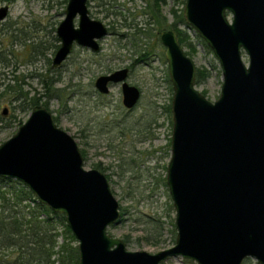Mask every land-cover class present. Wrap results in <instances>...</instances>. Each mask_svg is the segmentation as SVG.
Returning a JSON list of instances; mask_svg holds the SVG:
<instances>
[{
    "label": "water",
    "instance_id": "water-1",
    "mask_svg": "<svg viewBox=\"0 0 264 264\" xmlns=\"http://www.w3.org/2000/svg\"><path fill=\"white\" fill-rule=\"evenodd\" d=\"M87 1H67L52 68L63 64L74 44L99 52L98 41L108 35L102 22L89 17ZM7 12V6L0 9V22ZM182 16L219 63L222 84L219 97L208 100L196 89V65L176 33L161 32L172 88L166 174L175 210L172 247L154 254L129 251L108 233L120 210L105 175L84 168L75 140L43 105L34 106L0 144V178L21 183L64 216L79 264H161L178 256L196 264H243L249 258L264 264V0H184ZM128 72L101 75L94 87L107 95L111 85H120L122 105L132 110L141 92L127 82Z\"/></svg>",
    "mask_w": 264,
    "mask_h": 264
},
{
    "label": "rangeland",
    "instance_id": "rangeland-1",
    "mask_svg": "<svg viewBox=\"0 0 264 264\" xmlns=\"http://www.w3.org/2000/svg\"><path fill=\"white\" fill-rule=\"evenodd\" d=\"M64 1L0 0V9L8 7L0 22V144L27 120L28 100L35 98L75 140L84 168L105 175L120 210L118 223L108 233L127 238L129 251L154 254L168 249L176 238L175 210L166 185L172 88L159 24L145 13L147 0H90V17L102 22L110 34L98 41L99 52L75 47L60 67L52 68ZM164 1L160 11L167 25H161L168 27L173 21L171 9L182 13L184 4ZM180 28L195 44L190 58L196 69L209 72L196 89L215 101L222 84L219 63L194 30L185 24ZM243 60L248 62L245 55ZM123 68L129 69L127 82L141 91L132 110L122 105L120 85H111L104 96L94 87L97 77ZM161 264L196 263L178 256ZM244 264L257 263L249 258Z\"/></svg>",
    "mask_w": 264,
    "mask_h": 264
},
{
    "label": "trees",
    "instance_id": "trees-1",
    "mask_svg": "<svg viewBox=\"0 0 264 264\" xmlns=\"http://www.w3.org/2000/svg\"><path fill=\"white\" fill-rule=\"evenodd\" d=\"M173 1L184 4V0ZM64 2L67 3V0ZM147 2L145 13L149 14L150 19L159 24V29L164 27L161 24L167 25L160 11L161 2L165 1ZM170 13L173 21L168 24L167 29L175 31L180 45L190 57L196 48L185 29L179 28L185 24L182 13H177L174 9ZM139 33L140 29H136V34ZM54 40L57 41L56 38ZM202 44L210 52L203 42ZM138 62H142V59ZM208 74L206 69L197 68L195 85L203 82ZM38 104L35 98H31L26 108L32 110ZM167 113H170V106L167 107ZM124 241L127 242V238ZM0 264H79L76 240L66 225L64 216L39 203L21 183L4 178H0Z\"/></svg>",
    "mask_w": 264,
    "mask_h": 264
},
{
    "label": "flooded vegetation",
    "instance_id": "flooded-vegetation-1",
    "mask_svg": "<svg viewBox=\"0 0 264 264\" xmlns=\"http://www.w3.org/2000/svg\"><path fill=\"white\" fill-rule=\"evenodd\" d=\"M68 1V0H67ZM89 1L90 0H88L87 1V9H88V4H89ZM88 12H89V10H88ZM90 14V13H89ZM89 17H90V15H89ZM91 18V17H90ZM75 21H76V23H75ZM153 22H155L154 20H152ZM74 23H75V25L77 26V23H78V19L76 18L75 20H74ZM168 27H162L161 29H160V32H159V41H160V34H161V32H164V31H168V30H170V29H167ZM180 28V27H179ZM107 30H108V35L110 34V30L107 28ZM150 30V29H149ZM171 31H173V30H171ZM175 32V31H174ZM177 35V34H176ZM59 42V41H58ZM99 43V42H98ZM160 43H161V41H160ZM161 45H162V43H161ZM163 46V45H162ZM58 47H59V45H58ZM58 47H57V49H58ZM75 47H79V46H76L75 44H74V46H73V50H74V48ZM164 47V46H163ZM80 48H82V49H87V50H89L88 48H84V47H80ZM56 49V50H57ZM72 50V51H73ZM56 52V51H55ZM71 55V54H70ZM128 69V68H127ZM128 71H129V69H128ZM128 75H129V72H128ZM128 79V78H127ZM136 87V86H135ZM121 88V87H120ZM139 89V88H138ZM96 90V89H95ZM140 90V89H139ZM97 92V91H96ZM141 92V91H140ZM98 93V92H97ZM99 94V93H98ZM99 95H101V94H99ZM102 96H104V95H102ZM138 105V104H137Z\"/></svg>",
    "mask_w": 264,
    "mask_h": 264
}]
</instances>
